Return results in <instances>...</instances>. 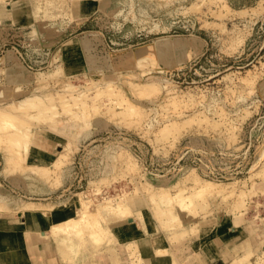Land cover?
Returning a JSON list of instances; mask_svg holds the SVG:
<instances>
[{
  "label": "rangeland",
  "instance_id": "obj_1",
  "mask_svg": "<svg viewBox=\"0 0 264 264\" xmlns=\"http://www.w3.org/2000/svg\"><path fill=\"white\" fill-rule=\"evenodd\" d=\"M76 1L30 0L37 9L33 19L21 20L29 25H13L16 35L4 21L11 15L0 18V92L17 91L0 101V145L12 147L9 164L0 153V201L11 209L34 202L78 210L65 232L90 214L97 247L82 251L87 255L75 264L137 263L133 242L109 238L102 225L110 215L122 220L120 227L110 225L112 231L131 230V214L144 210L143 199L156 212L147 221L156 228L151 237L171 223V208L179 209L175 231L193 228L194 234L169 236L171 244L184 246L202 234L207 239L234 216L235 229L248 237L264 227V176L258 173L264 167V0H100L101 11L85 22ZM18 2L26 5H0ZM34 26L39 37L29 36ZM143 83L150 87L143 90ZM108 84L114 94L120 89L122 105L106 93ZM34 94L35 104L50 109L21 107L28 114L23 122L22 110L9 114L15 100ZM63 98L69 103L60 105ZM131 104L134 110L126 109ZM43 139L59 146L47 161L31 160ZM192 175L223 184V193L213 190L191 208L201 200L190 194L194 185L186 178ZM148 192L166 206L158 196L159 203L148 202L154 198ZM166 227L165 236L174 231ZM259 238L243 264H264Z\"/></svg>",
  "mask_w": 264,
  "mask_h": 264
},
{
  "label": "bare ground",
  "instance_id": "obj_2",
  "mask_svg": "<svg viewBox=\"0 0 264 264\" xmlns=\"http://www.w3.org/2000/svg\"><path fill=\"white\" fill-rule=\"evenodd\" d=\"M30 2V0H26V5H23V4H21V6H16V4H12V5H9V4H6V5H0V18H3V14L4 15H11V17H12V19H13V23H15L14 25H16V22H18V21H21L22 19H23V17H31L32 18V16L35 14V9H37V7H32V6H28L27 5V3H29ZM15 6V7H14ZM76 5H74L73 6V8L75 7ZM28 17H27V19H28ZM50 17V16H49ZM48 18V17H47ZM26 19V18H25ZM24 19V20H25ZM33 19V18H32ZM29 20V19H28ZM23 21V20H22ZM21 21V22H22ZM30 21H32L31 19H30ZM20 22V23H21ZM24 23H26V22H24ZM24 23H22L23 25H24ZM29 23V22H28ZM28 23H26V26H27V24ZM30 24H33L32 22H30ZM23 25H21V26H23ZM29 25V24H28ZM31 27H32V25H30ZM17 27V26H16ZM41 29V28H40ZM38 30H39V26H34V28H31V30H30V33H29V36H32V33L35 35V36H33V38H35V37H39V35H38V33L40 32H38ZM41 34V33H40ZM37 41H38V39H37ZM79 52V51H78ZM9 55V54H8ZM73 55V54H72ZM77 56V55H76ZM147 63V62H146ZM2 71V70H1ZM9 74V73H8ZM13 76V75H12ZM31 82V81H30ZM102 83V82H101ZM113 83V82H112ZM111 83V84H112ZM94 84V83H93ZM92 84V85H93ZM106 84V83H105ZM110 84V83H109ZM108 84V86H106V88H105V90H106V93H108V92H110V93H112V95L114 94L113 93V91L115 90V87H114V89H112V87H111V85H109ZM102 85H104V84H102ZM135 85H136V83H135ZM134 85V86H135ZM94 86H96V88H97V85H94ZM114 86V85H113ZM116 86V85H115ZM140 86L143 88V90H144V88H146V87H150V85H148V84H140ZM141 87H138V88H141ZM68 88V87H67ZM66 88V89H67ZM103 88H104V86H103ZM117 88V87H116ZM70 88H68L67 90H69ZM73 89H75L76 90V87H73L72 88V86H71V90H73ZM85 89H87V88H85ZM100 89V88H99ZM99 89H97V91H98V93H96V91H95V93L98 95L99 93H101V91H103L104 92V89L103 90H101V91H99ZM149 89L150 88H148V92H149ZM65 90V89H64ZM63 90V91H64ZM67 90H65V91H67ZM120 89H118V93H116V94H114L116 97H115V100H116V103L115 104H119V103H121L120 102V96L121 97H124V96H122V94H121V92L119 91ZM4 91H6V92H4ZM8 90H3L2 92H0V101H3V100H6V99H10V98H13V92H15V91H11L10 90V92L8 93L7 92ZM74 91V90H73ZM72 91V92H73ZM76 91H78V90H76ZM86 91V90H85ZM146 91V92H147ZM11 92L13 93V94H11ZM17 92V91H16ZM68 92V91H67ZM69 92H71V91H69ZM69 92H68V94H69ZM71 92V93H72ZM115 92V91H114ZM140 92V91H139ZM142 92V91H141ZM146 92H145V94H146ZM64 94H65V92H63ZM71 93H70V97H71ZM79 93V92H78ZM80 93H81V91H80ZM105 93V92H104ZM109 93V94H110ZM64 94H61L59 97H61L62 98V95H64ZM67 94V93H66ZM66 94H65V96H66ZM143 94H144V92H143ZM49 95V94H48ZM79 95V97H76V98H80L81 100H79V101H81L82 102V98L84 99V97H82L81 98V96L80 95H82V93L81 94H77V96ZM95 95V94H94ZM100 95V94H99ZM139 96L141 95V94H138ZM148 95V94H147ZM150 95V94H149ZM27 96V95H26ZM65 96H63V97H65ZM69 96V95H68ZM73 96V95H72ZM85 96V95H84ZM109 96V95H108ZM51 96H48V98H50ZM59 97H58V99H59ZM75 97H73V100L75 101V103L78 101V99H77V101L75 100ZM86 97V96H85ZM99 97H101V96H99ZM104 97V96H103ZM102 97V98H103ZM38 96L37 95H31V96H27V97H24V98H22V99H20V100H15L14 102H13V105H12V108H10V110H8V112H9V114H17L18 113V111H20V110H22L21 109V107H24L23 109H25V107H27L26 109H29V110H31V107L32 108H35L36 110H38V111H41V110H44V109H50L49 108V106H48V104L46 103V102H44V103H46V105L45 104H41L40 102H38V103H34V102H36L38 99ZM48 98L45 100V101H47L48 100ZM140 98V97H139ZM45 99V98H44ZM43 99V100H44ZM64 99V98H63ZM63 99H61V100H63ZM70 99V98H69ZM72 99V98H71ZM87 99V98H86ZM104 99V98H103ZM124 98H122V102H124V100H123ZM42 100V99H41ZM61 100H59L60 101V105H63V104H65V102L66 103H69L68 101L69 100H65L63 103L61 102ZM72 100V101H73ZM84 101V100H83ZM114 101V100H113ZM4 102V101H3ZM125 102H127V100L125 101ZM125 102H124V104H125ZM40 103V104H39ZM86 103V102H85ZM34 104V105H33ZM38 104V105H37ZM70 104H71V102H70ZM73 104H74V102H73ZM77 104L79 105V103L77 102ZM82 104H84V103H82ZM113 104H114V102H113ZM123 104V103H122ZM122 104H119L118 106H120V105H122ZM129 104V103H128ZM32 105V106H31ZM37 105V106H36ZM69 105V104H68ZM125 105H127V104H125ZM29 106V107H28ZM66 106V105H65ZM65 106H63V107H65ZM74 106V105H73ZM80 106V105H79ZM131 107H129L128 108V106L126 107V109H129V110H134V108L132 109V104L130 105ZM67 107V106H66ZM71 107H72V105H71ZM84 107V106H83ZM86 107H84V109H85ZM83 109V108H82ZM125 109V108H124ZM135 109H137V108H135ZM80 110V109H79ZM128 110V111H129ZM138 110V109H137ZM142 110V109H141ZM23 111V110H22ZM21 111V112H22ZM25 111V110H24ZM23 111V112H24ZM110 111V110H109ZM126 111V110H125ZM128 111H126V112H124V113H127ZM136 111V110H135ZM19 113L18 115H21V116H19V120L21 121V122H23V121H25V120H27V118L25 117L26 115L28 116V114H27V111L26 112H24L23 114L22 113ZM123 111H121V113H122ZM134 112V111H133ZM137 112V111H136ZM30 114V113H29ZM116 114V113H115ZM128 114V113H127ZM131 114V113H130ZM134 116H135V114H134ZM205 117V116H204ZM206 119H207V117H206ZM206 119L205 118H203V120H205L206 121ZM18 120V123L20 122ZM188 120V119H187ZM187 120H185L186 122H184V123H187ZM202 120V121H203ZM189 121V120H188ZM208 121H209V119H208ZM88 122V121H87ZM208 123V122H207ZM20 124V123H19ZM88 124H89V122H88ZM173 123L172 122H170V124H168V125H164L165 127L163 128V129H161L160 131V134L162 133L163 135H161V136H164L165 135V133L167 132V128L169 127V126H171ZM180 133V132H179ZM13 135H11L10 133L9 134H7L6 135V138H10V139H12L11 137H12ZM11 146H8V145H6V144H4V145H0V153H2V155H3V159H4V165L6 164H9L10 163V161H11V158H12V153H11V148H10ZM10 148V149H9ZM259 174H261L262 176H264V167L262 168V169H260L259 170V172H258ZM256 175H257V173H256ZM187 179V180H186ZM185 180L186 181H189V183L190 182H192L193 183V187H194V190H193V192H191L190 194L191 195H193V196H199V198L201 199V200H198L196 203H194V201H193V203H192V206H190L191 208H196V206L198 207V205H199V203H200V205H201V201H203V200H205V196H210V195H212V193H215V191H218L219 192V194H221V193H223V191H224V189H223V184H221V183H216V182H209V181H202V180H199V178L196 176V175H192L191 177H187ZM182 183H183V181H181ZM147 184V183H146ZM181 185V184H180ZM148 186H150V185H148ZM182 186H183V184H182ZM191 186V185H190ZM152 187V186H151ZM173 188H175V187H173ZM185 188V187H184ZM190 188H192V187H190ZM219 188H221V189H219ZM160 189H162V190H160L161 192H163V188H160ZM165 189V188H164ZM147 190H150V189H147ZM146 190V191H147ZM151 190H153L152 188H151ZM214 190V191H213ZM154 191H155V187H154ZM156 191H158V189L156 190ZM160 191H158L159 193H158V195H161L162 196V194H160ZM164 191H166V190H164ZM211 191H213L212 193H211ZM151 192V191H150ZM168 193H170L169 192V188H168V191H167ZM218 192H217V194H218ZM147 193V192H146ZM149 193V192H148ZM168 193H166L165 192V196L167 197V194ZM174 193V192H173ZM155 194H157V192L155 193ZM164 194V193H163ZM171 194V193H170ZM175 194V193H174ZM174 194H171V197L172 196H174ZM210 194V195H209ZM141 195V194H140ZM157 195V196H158ZM213 195H215V194H213ZM142 196V195H141ZM151 196H152V193H151ZM150 196V193L148 194V198L149 197H151ZM154 196V195H153ZM153 196H152V198H153ZM157 196H154V198L153 199H148V202H151V201H149V200H152L153 201V203H154V199L156 200V198L155 197H157ZM161 196H158L157 198L159 199V202L160 201H165L166 203H167V200H165V199H160V197ZM165 196H162V198L164 197L165 198ZM76 197L77 198H79L80 197V195L79 194H76ZM171 197H169V198H171ZM143 198V197H142ZM181 198V197H180ZM157 199V200H158ZM172 199H174V198H172ZM140 200H142V199H140ZM156 200V201H157ZM155 201V202H156ZM142 202H144V204H145V208H144V210H142V211H140V212H138V213H132L131 214V218H130V216H129V218H130V221L133 223V224H131V225H134L133 226V228L131 229V230H127L126 229V231H121L120 230V228H118L117 229V231H112V229L110 228V225H113V226H115V225H117L118 227H120L121 226V222H122V220L121 219H119V218H115V217H110V215H109V218H108V220L105 222L106 224L105 225H102V227H103V229H105V231H107V233H108V235H109V238H111L113 235L115 236V238L116 239H118V238H120V237H123L124 236V238H125V240H127L126 242H127V245L128 244H130V243H132L133 242V244H134V251L137 253V250H138V246H137V239L139 238V237H143V236H145V235H149V233L152 231V230H154V229H156L153 225H151V224H149V223H147V221L149 220V218H150V213L152 214V216L153 215H156V212H154V214H153V211H152V209H150L149 207H148V204H147V202H145V200L143 199V201ZM158 201L156 202V203H159ZM165 202H162V203H164L165 204ZM170 202H172V201H170ZM169 202V203H170ZM161 202H160V204L159 205H161L162 204ZM178 203V202H177ZM241 203V202H240ZM240 203H238V204H240ZM143 204V205H144ZM155 204V203H154ZM163 204V205H164ZM179 205H182V206H179L180 207V211H181V208L183 209V203H178ZM151 205H152V203H151ZM158 204H156L155 206L156 207H161V206H159ZM169 205V204H168ZM165 206H166V204H165ZM165 206H163L162 208H164ZM185 206H186V204H185ZM237 206V205H236ZM139 207H141V206H139ZM151 207V206H150ZM156 207H155V209H156ZM170 207H174L173 205L172 206H168V208H170ZM75 208H77V207H75ZM84 208H86V207H83V211H84ZM132 209H133V207H131ZM138 208V207H137ZM143 208V207H142ZM161 208V209H162ZM167 208V207H166ZM236 208V207H235ZM78 209V208H77ZM54 210H56V208H54V207H52V205L51 204H39V203H34V202H30V203H27V204H19V205H17V206H15V208H13V209H11L8 205H7V203H4V202H2V201H0V213H7V214H11V215H18V214H22V213H25V212H34V213H36L37 215H38V217H39V219H41V220H43V221H47V219H48V217L51 215V213H52V211H54ZM127 210V209H126ZM129 210V209H128ZM133 210H135V208L133 209ZM157 210V209H156ZM155 210V211H156ZM163 211H164V209H162ZM161 210V211H162ZM168 210V209H167ZM63 211L65 212V213H69V211H70V214L66 217V218H64V219H62V220H60V221H58V222H54V223H51L49 226H48V231H47V233H50V235H51V237H52V240H53V242L55 243L54 245H55V247H56V250H57V253H58V261L60 262V263H63V264H75V260H77V259H79V258H83V256L84 255H87V253H81L82 251H87V249L91 252V251H95V249H96V247H97V243L95 242V235H94V233L92 232V224H90L89 225V223H90V218H89V215H84V216H80L79 217V219H76V223H77V227L75 228V230H70V231H67V232H65V230H66V226H67V222H69V220H71V219H75V218H73L74 216H75V211H78V210H72L71 208L70 209H63ZM130 211V210H129ZM125 212H127V211H125ZM133 212V211H132ZM150 212V213H149ZM169 212V213H168ZM85 213H87L86 211H85ZM163 213V212H162ZM170 214L169 216H171V223L169 222L170 220H168V225H167V223L166 224H162V219H158L157 218V220L158 221H160V225H163L164 227H163V229L166 227V226H168V227H166V228H169V225H170V227H173L174 228V224H175V222H174V224H173V222H172V220L174 221V220H176L177 219V217H178V215H179V209L178 208H171L170 209V211L168 210L167 212H166V214ZM123 214H125L124 213V211H123ZM127 214V213H126ZM157 214H160V211L158 210V213ZM167 214V215H168ZM167 215H165L164 216V214H163V216L164 217H166ZM21 216H23V215H21ZM108 216V215H107ZM111 216H113V215H111ZM160 216H161V214H160ZM163 216H161V217H163ZM118 217V216H117ZM155 217H157V216H155ZM160 217V218H161ZM168 217V216H167ZM127 218H128V216H127ZM126 219V218H125ZM167 219V218H166ZM168 219H169V217H168ZM129 220V219H128ZM178 220V219H177ZM176 220V223H178V224H180L181 222H180V220H179V222ZM21 221V220H20ZM235 221H236V224H238V218L237 217H232V218H230L229 220H228V222L227 223H229V226L231 227V229H232V231L237 227L236 226V224H235ZM164 222V221H163ZM170 223V224H169ZM130 224V222L128 223V225ZM158 224V223H157ZM172 224H173V226H172ZM177 225V224H176ZM234 225V226H233ZM91 226V227H90ZM104 226H105V228H104ZM125 226H126V224H125ZM177 226H179V225H177ZM180 226H181V224H180ZM162 227V226H161ZM183 227V226H182ZM159 228H160V226H159ZM178 227H176V229H177ZM163 229H162V231L160 232V233H158V234H154L151 238H152V240L151 241H153L152 243H153V245H154V247H155V249L156 250H154V251H157V252H155V254L157 255V253L159 254H168V253H170L171 252V250L169 249V244L171 245V242L170 241H172V239H168V238H170L169 236H171V235H173L174 237L177 235H181V234H186V233H188L189 231H192L193 232V228L191 229V228H189V229H191V230H184V231H181V232H179V231H175L176 229L174 228V231L173 232H170V234H169V232H167V236H165V234L164 233H166V232H164L163 231ZM195 229V228H194ZM197 229V228H196ZM195 229V230H196ZM165 230V229H164ZM168 230H170V228L168 229ZM171 230H172V228H171ZM194 230V231H195ZM202 229L200 228V231H201ZM166 231V230H165ZM199 231V230H198ZM164 232V233H163ZM47 233H44V232H42V234H44V235H49V234H47ZM189 233H191V232H189ZM192 234H194V232L192 233ZM239 234H240V238H241V240L239 241V243L238 244H236V245H233V246H231L228 250L230 251L229 253H230V256L232 255L233 256V259H232V261H231V263L230 264H243L245 261H246V257L247 256H245V254H247V253H249L250 252V247H253V246H255V244H257V243H259V240H260V238H259V236L261 237V238H263L264 239V227H262L261 229H258V230H256V231H252L250 234H249V237L248 236H246L244 233H240L239 232ZM255 235H256V241H254V239H253V237L255 238ZM176 236V237H177ZM172 237V236H171ZM173 237V238H174ZM174 238L173 240H175V239H177V238ZM150 238V239H151ZM249 239H251L254 243L252 244L251 243V240H249ZM102 240V238H98L97 239V241H101ZM119 240V239H118ZM168 240H170L169 242L170 243H168ZM108 241V240H107ZM177 241V240H176ZM7 243V242H6ZM252 245V246H251ZM110 247V248H109ZM109 247H108V251H110V250H112V253H114L115 252V247L114 246H111V245H109ZM139 251V250H138ZM139 253V252H138ZM115 256H117V254H114ZM138 255V254H137ZM80 256V257H79ZM225 256V255H224ZM228 258V257H227ZM136 260H137V263H135V262H131V264H140L141 262H142V258L140 257V255L139 256H136ZM34 262V261H33ZM173 262H174V264H177V262L176 261H174L173 260Z\"/></svg>",
  "mask_w": 264,
  "mask_h": 264
},
{
  "label": "crops",
  "instance_id": "obj_3",
  "mask_svg": "<svg viewBox=\"0 0 264 264\" xmlns=\"http://www.w3.org/2000/svg\"><path fill=\"white\" fill-rule=\"evenodd\" d=\"M76 2L79 21L85 22L101 11L100 0ZM16 4L21 6L20 2ZM4 21H8L9 30L16 35V26H13L15 23L11 17ZM16 25H22V22L18 21ZM58 146L55 140L43 139L38 147L40 155L31 153L30 159L47 161ZM69 214L70 211L65 213L62 210H54L47 221H43L36 213L30 211L16 216L0 213V264H63L58 261V253L52 239L42 232L47 233L51 223L58 222ZM205 236L207 235L202 234L184 246L171 244V252L168 254H155L157 251H154L156 249L150 235L139 237L136 243L142 264H174L173 260L177 264H230L233 256H230L228 249L241 240L239 231H232L229 223L223 221L216 225L207 239Z\"/></svg>",
  "mask_w": 264,
  "mask_h": 264
}]
</instances>
